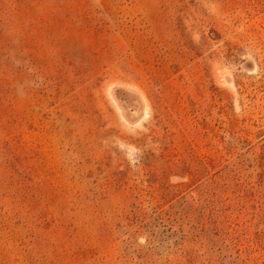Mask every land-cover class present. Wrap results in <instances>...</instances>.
Listing matches in <instances>:
<instances>
[{
    "label": "rangeland",
    "instance_id": "1",
    "mask_svg": "<svg viewBox=\"0 0 264 264\" xmlns=\"http://www.w3.org/2000/svg\"><path fill=\"white\" fill-rule=\"evenodd\" d=\"M0 264H264V0H0Z\"/></svg>",
    "mask_w": 264,
    "mask_h": 264
}]
</instances>
